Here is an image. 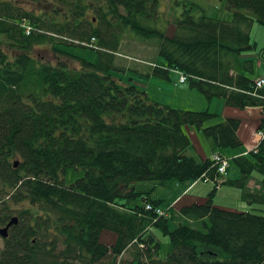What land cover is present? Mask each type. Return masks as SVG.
<instances>
[{
	"label": "trees",
	"instance_id": "trees-1",
	"mask_svg": "<svg viewBox=\"0 0 264 264\" xmlns=\"http://www.w3.org/2000/svg\"><path fill=\"white\" fill-rule=\"evenodd\" d=\"M22 1L39 6L43 0ZM158 2L72 0L58 19V11L46 15L0 1V36L7 41L6 50L0 43V227L17 219L3 239L0 264H98L128 248L131 264H264V216L214 206L220 177L214 163L210 158L197 163L184 154L190 142L183 126L195 127L218 149H235L243 145L241 119L226 116L203 127L214 114L173 109L109 74L127 29L157 41L163 64L152 68V76L168 80L169 72L183 73L208 101L221 98L237 111L258 109L254 132L264 131V85L257 88L255 80L233 73V58L256 49L249 29L253 22L264 26V0H225L229 22L186 3L171 38L148 24ZM86 8L94 12L91 19L84 18ZM54 35L79 43L93 38L103 51L90 63L63 52L59 47L75 46ZM44 45H50L56 64L33 55ZM247 154L233 159L240 178L226 183L244 190L258 172L259 192L242 198L264 204V139ZM68 168L84 172L70 186L64 184ZM198 180L213 181V190L202 202L180 207L178 215L170 203L162 207V200L152 199V191L134 186ZM122 199L126 202L119 203ZM24 202L43 214L25 209L12 216L11 205ZM195 220L203 230L189 225ZM151 227L169 239L171 251L164 259ZM104 231L116 237L110 246L100 241Z\"/></svg>",
	"mask_w": 264,
	"mask_h": 264
},
{
	"label": "rangeland",
	"instance_id": "rangeland-1",
	"mask_svg": "<svg viewBox=\"0 0 264 264\" xmlns=\"http://www.w3.org/2000/svg\"><path fill=\"white\" fill-rule=\"evenodd\" d=\"M0 1L12 3L17 2L20 6H27L24 7L26 10H36V13L42 11L46 15H52V11H58V15L55 14V16L57 15L59 19L61 13H64L67 10L69 3H71L72 0H43L39 6L31 5L22 0ZM186 3L196 4L203 9L205 15L208 17L226 22H229L232 19V13L227 9L225 0H159L157 14L148 19V24L164 31L166 36L171 38L176 32V27L173 23L174 19L179 17L183 5ZM94 16L92 9H85L84 18L91 19V17ZM94 22L96 23L95 19ZM249 36L251 42L256 44V49L243 52L241 55L233 58V73L246 76L250 80L264 78V26L257 22H253L249 29ZM54 37L56 40H60L66 45L73 44L75 46L59 47L63 52L78 56L90 63H96L98 60L97 52L103 51L101 49L95 50L87 48V46L80 45L77 41H72L60 36L54 35ZM0 43L3 44L2 48L6 50L7 41L3 36H0ZM33 55L37 57V59H41L49 64H56L57 62L56 56L53 54L50 45L36 47L33 50ZM61 61L66 62L71 68H79V63L77 62L68 61L65 60V58H61ZM162 64L163 60L157 53L156 40L140 39L134 33L125 29L122 33L118 48L113 52V67L110 69L109 74L119 84H131L139 91L145 92L150 99L157 100V102L168 105L173 109L193 112L207 111L208 113L214 114L215 117L205 122L203 127L220 124L224 121L226 105L223 99L213 98L208 101L198 90L192 88L189 82L179 84V73L175 71L169 72L168 80L152 76V68L155 66H161ZM174 72L178 74L176 75ZM238 118L244 123H248L247 127H244L245 125L243 126V130L248 131V129L253 128L254 126L256 127L258 124V121L254 123V118L252 116H247L246 114L241 115V117ZM182 131L188 137L190 142V146L184 153L185 156L194 159L197 163H201L203 160L210 158L213 153H219L227 159L228 167L225 175L219 177L218 181L220 182L222 179L234 181L240 178V170L234 163L233 159L235 155H238L241 152H246V146H241L235 149H218L210 138H206L203 133L195 127L186 125L182 127ZM240 136L246 138L245 133L242 131L240 132ZM245 155H248L247 152ZM16 160L13 159L12 162ZM252 174L253 176H257V179L261 178L260 174L256 171ZM83 175L84 172L81 170L68 168L65 171L64 184L70 186L76 180L82 178ZM197 182H199L198 185L193 191L188 193L185 198L193 194L207 197L214 188L213 181L198 180ZM220 183L218 184L220 190L217 189L213 196L212 202L214 206L220 208H234L238 212H248L264 216V204L249 202L242 198L243 194L256 195L259 192L258 180H254L250 177L244 185V190L239 187L228 185L226 182L223 184ZM190 184L191 183L176 184L174 182L162 186L155 182H140L134 183V186L136 190L140 192L152 191L150 195L152 199L162 200V207L167 206L170 203V206H173L170 208L172 213L178 215L180 207L185 205L183 204V200H180L181 198L178 196L184 191L185 187ZM176 185L179 186L176 187ZM200 191L201 193H199ZM176 198L178 202L173 204V200ZM118 202L125 203L126 200L122 199ZM136 203L141 205L143 201L142 199H138ZM11 208L15 210V213L12 216L18 215L19 211L25 209H29L33 213L43 214L39 207H32L27 202L13 204L11 205ZM51 218H53V216H51ZM190 222L191 224H187L198 230H203L200 220ZM48 232L50 235L49 237L52 238L54 235L53 229L50 228ZM149 233L154 235L155 240L160 245V259L166 258L167 254L171 251L168 237L163 235L162 232L155 227H151ZM115 238L116 237L113 233L104 231L101 234L100 241L103 245L110 246L114 243ZM2 245L3 239L0 237V248ZM132 252L133 249L128 248L118 257H113L109 254L98 264H131Z\"/></svg>",
	"mask_w": 264,
	"mask_h": 264
},
{
	"label": "crops",
	"instance_id": "crops-1",
	"mask_svg": "<svg viewBox=\"0 0 264 264\" xmlns=\"http://www.w3.org/2000/svg\"><path fill=\"white\" fill-rule=\"evenodd\" d=\"M175 74L177 75V73H175ZM154 101H157V100H154ZM244 114H246L247 116H252L254 118V123H256V121H258L259 118H260V116H261L260 115V110H258V109H247V110H244V111H237V110L229 109L227 107L225 109V117L226 116L241 117V115H244ZM247 125H248V123H244L242 121V126H241L240 131H239V136H240V132L241 131L245 133L246 138H243V136H240V138L243 141V145L242 146H244V147L246 146L247 147L246 148L247 149L246 152H249V150L253 146L254 140H255V137H254V131H255V128L254 127L255 126L253 128L248 129V131L247 130H243L242 128L247 127ZM246 152H241L238 155H235L234 158L239 157V156H242V155H245ZM251 178H253L254 180L256 179L258 181L260 180V179H257V176H253V174L251 175ZM227 181H233V180H228V179L225 180V179H222L220 182L221 183H225ZM198 183L199 182H193L190 185L186 186L185 189H184V191L178 196V197L181 198L180 200H183V204L190 205L192 203H198V202L200 203V202H202L206 198V196H203V195L200 196L199 194L198 195L193 194V195H190L189 197L185 198L188 195V193H190L191 191L194 190V188L198 185ZM177 186H179V185H176V187ZM217 189L220 190V187H217ZM199 193H201V191ZM177 198H176L175 202H178L177 201ZM226 209H229V210H232V211H236V209H234V208L233 209L232 208H226Z\"/></svg>",
	"mask_w": 264,
	"mask_h": 264
},
{
	"label": "built area",
	"instance_id": "built-area-1",
	"mask_svg": "<svg viewBox=\"0 0 264 264\" xmlns=\"http://www.w3.org/2000/svg\"><path fill=\"white\" fill-rule=\"evenodd\" d=\"M25 31L26 33L28 34L30 32V29L29 27H25ZM187 80L186 76L184 74H179V83H184L185 81ZM255 85L257 88L261 87L264 85V80L263 79H258L256 82H255ZM256 137H257V141H256V144L254 146V150L257 149L260 141L264 138V131H258L256 133ZM212 161L214 163V166L216 167V171L219 175H223L224 172H225V169L227 167V160L222 157L220 154L218 153H214L212 155ZM146 209H150L149 206H146ZM156 213L159 214V215H162V211L161 210H156Z\"/></svg>",
	"mask_w": 264,
	"mask_h": 264
},
{
	"label": "water",
	"instance_id": "water-1",
	"mask_svg": "<svg viewBox=\"0 0 264 264\" xmlns=\"http://www.w3.org/2000/svg\"><path fill=\"white\" fill-rule=\"evenodd\" d=\"M16 166H17V164L15 163L14 167H16ZM16 222H17L16 218H11V220L4 227H0V237L2 239H6L8 237V231H9L10 227L12 225H15Z\"/></svg>",
	"mask_w": 264,
	"mask_h": 264
}]
</instances>
